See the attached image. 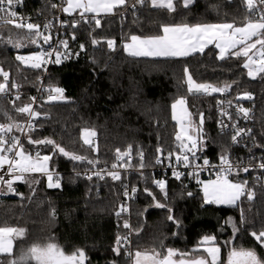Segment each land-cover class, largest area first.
Segmentation results:
<instances>
[{"label": "trees", "instance_id": "16d2710c", "mask_svg": "<svg viewBox=\"0 0 264 264\" xmlns=\"http://www.w3.org/2000/svg\"><path fill=\"white\" fill-rule=\"evenodd\" d=\"M51 4L52 0H27L23 13L26 16L53 14L55 9ZM246 16L249 13L242 0H196L190 9L177 5V12L172 14L146 6L135 14L129 9L123 19L120 14L104 16L101 28L83 23L76 28L67 26V32L75 35L71 45L79 48V56L52 64L46 71L25 67L15 59L17 54L38 49L37 44H42V41L37 44L25 41V46L20 49L0 43V66L10 71L11 80L20 85L21 99L15 102L16 107L27 102L38 88L40 77L48 88L65 89L69 102L42 101L37 105L36 111L47 116L37 122L33 138L54 139L67 150L98 161L93 165L54 155L52 167L61 179L60 188H48L46 178L38 176L37 190L31 200L21 201L12 194L0 197V226L26 229L25 236L14 242L15 255L19 256L34 243L45 244L51 240L69 253L77 248L85 249L89 264H112L114 260L116 264H129L126 254L116 256L112 251L117 237L125 236L128 231L123 227L124 220H128L133 229L139 230V234L134 231L130 235L132 252L159 249L161 243L165 248L190 251L204 235H214L221 248V264H226L232 247L255 248L258 255L264 257V248L249 235L253 226L258 230L264 225V169L253 170L259 178L251 176L253 171L240 172L238 177H233L238 180L248 178L254 187L255 197L252 201L242 198L239 207H229L203 205L199 184L171 178L168 171L162 170L168 159L161 157L163 163H156L158 147L163 149L164 157L169 152L173 157L181 153L170 113L171 103L180 97L187 99L192 120L198 123L199 113L204 114L201 141L204 147L197 152L199 157L215 160L225 152L236 151L241 156H252L249 158L252 162L259 160L264 156V148L250 144L234 149L229 134L217 130L214 110L217 93L189 94L184 69L187 67L188 73L198 83L218 87L231 84L234 97L251 93L253 99L250 101L254 103L252 130L261 144H264V135H261L264 132V79L248 77L242 67L243 57L218 59L214 46H208L204 54L182 58L131 57L123 49L131 35L157 34L160 24L234 22L242 25ZM250 18L256 19V16ZM71 20L72 17H65V21L71 23ZM37 22L43 25L40 19ZM17 34L15 29L11 32L8 28L0 30L5 39L9 35L15 38ZM93 39L100 43L93 44ZM108 39L116 41L115 50L108 48ZM80 45H84L83 50ZM12 99L0 95V123L10 122L5 112L12 120L19 123L23 120L25 115L15 111ZM84 128L96 130V150L83 143L81 131ZM13 134L18 135L19 132L14 130ZM23 141L33 153L51 154V145L30 146L25 137ZM129 145L132 146L133 158L124 160V166L138 169L127 177L123 173L119 180H113L101 174V179L94 174L92 179H88L83 174L95 166L112 168L116 164V150L124 153ZM141 151L144 153L143 161L138 158ZM141 162L145 165L143 169L139 167ZM126 178L129 186L135 187L137 192L131 193L129 217L122 213L118 217L116 213L125 203L122 182ZM155 179L166 180L167 200L153 183ZM15 187L25 197L29 196L27 184L17 183ZM146 187L157 200L173 209L172 214L181 222L180 227L167 219L169 213L166 209L150 207L154 202L144 191ZM188 191L194 195L186 196ZM240 208L244 209L246 223H241ZM52 209H55V217L50 215ZM230 217L239 228L235 237L232 224L225 223ZM29 264L35 262L30 261Z\"/></svg>", "mask_w": 264, "mask_h": 264}, {"label": "snow or ice", "instance_id": "6c2138e0", "mask_svg": "<svg viewBox=\"0 0 264 264\" xmlns=\"http://www.w3.org/2000/svg\"><path fill=\"white\" fill-rule=\"evenodd\" d=\"M196 0H61L64 5L60 10L64 13L72 15L78 12V16H74L71 23L61 21V27L76 28L80 24H94L95 28L102 27V19L104 16L120 14L123 19L128 10L131 9L133 14L143 7L159 10L172 14L177 12V5L183 9H190ZM249 16L245 17V21L241 26H237L234 22L222 23H164L159 25L157 34L141 36L131 35L130 42L123 45L124 51L131 57H164V58H182L189 57L195 54H204L205 49L209 45H214L218 49L217 58L224 60L229 57L237 59L243 57L244 63L242 67L247 69V75L255 80L258 76L264 79V0H242ZM23 6V0H0V30L8 28L9 32L13 29L17 30L15 38L9 35L5 39L0 35V43L11 45L14 49H20L25 46V41L29 44H37L41 41L44 44L50 42L52 37L41 31V27L48 30L52 27L51 22L43 25L31 22L30 17L20 15L17 11ZM53 9L58 7L53 3L50 5ZM255 15L256 19H251L250 16ZM10 26V27H9ZM75 39V35L72 37ZM255 38V39H254ZM63 45L65 53H61L58 48H53L51 51H40L31 55L15 56L16 61L25 67L32 69H41L48 63L60 64L63 59L69 58L67 53V40L59 41ZM93 44L100 43L99 40L93 39ZM108 48L115 50L116 41L108 39L106 41ZM81 50L84 45H80ZM74 53L72 55H78ZM54 57V59H52ZM187 76V91L189 94H211L224 93L231 89V84H225L224 87L213 86L207 83H197L188 73L187 67L184 69ZM20 85L11 80L10 71L5 70L0 66V95L9 96L12 89H16V94L11 100L15 111L19 114L26 115L27 120L21 124L12 120L7 112L4 115L10 121L9 123H0V197L8 194L19 197L21 201L31 200L36 192V185L39 183V177H46L48 188H60L61 179L58 173L55 172L52 165L54 164V155H62L72 161H87L89 164L95 165L98 161L88 159L84 155L77 154L75 151L67 150L64 146L57 143L51 138H33L32 133L37 127L33 123L41 116L39 111L33 108V103L36 98L32 97L33 103L23 104L16 107L15 102L21 99L19 92ZM49 95L47 102L67 103L68 98L65 96V89L61 87H49L47 89ZM237 99L252 100L251 93L245 92L238 94ZM223 103V101L219 102ZM231 104V101L228 102ZM187 99L180 97L171 104L172 119L180 126V131L176 134L175 139L180 142L181 153L175 156L177 164H183L185 168L191 167L192 172L188 175L197 179L201 185L203 192V205H227L229 207H239L242 198L252 201L255 197V192L249 187L247 180H238L230 177H238L240 172L247 173L253 165L245 166L242 161H234L231 158L230 152H225L220 156V163L214 166L207 158H203V163H195L201 159L197 155L204 147L201 143L203 136L202 125L204 123V114L199 113L198 123L192 120V113L188 111ZM249 109L237 105V115L243 116L245 120L250 119ZM222 115H228L232 119L231 114L222 112ZM25 127L27 132H25ZM231 127L233 134L231 135L232 144H239L248 138L251 141L252 147L264 148V144L257 141L255 134L251 128L239 126L236 121L232 125H225L221 122V130ZM14 130L21 133L30 146H48L51 145V154L42 155L39 151L33 153L26 147L21 136L14 135ZM194 132L196 135L190 134ZM264 135V132L261 133ZM83 143L90 149L96 150L94 138L97 136L95 129L84 128L81 131ZM187 141V143L185 142ZM245 147L248 144L245 143ZM251 150V149H250ZM132 146H128V150L121 153L117 149V159L123 160L125 156H131ZM158 154L156 163H163L164 159L171 161L173 153L169 152L164 157L163 149L157 148ZM189 153L191 156H189ZM141 161L144 159V153H139ZM139 167L143 169L144 163L141 162ZM169 167H172L171 163ZM205 167H217L216 178L208 181L198 179V171L204 170ZM259 169H264V156L260 158L258 165ZM112 168H117V164H113ZM103 176L99 172L94 173ZM79 175V173H77ZM108 175L113 180H119V172L112 171ZM172 175L175 179L180 180L184 173L172 169ZM92 179V176H88ZM17 183L27 184L30 190L28 197L24 193L18 192L15 185ZM153 183L163 193L164 199L169 198L167 190V182L164 179H155ZM125 196H129L127 186L125 185ZM149 197L154 202L156 208L166 209L169 215L167 219L173 222L177 227H180L181 222L172 214L173 209L168 204L157 200L156 195L147 187L144 189ZM137 189L133 187L131 193L135 194ZM194 194L191 191L186 192V196L191 197ZM202 205V206H203ZM126 205L121 204L120 210L116 215L119 217L121 213L127 212ZM143 211H148L144 209ZM241 223H246L244 209L240 208ZM50 215L55 217V209L50 211ZM225 223H231L233 228V237L239 231L238 226L230 217ZM123 227L129 229L128 236H118L115 246L112 248L116 256L126 254L132 264H221V248L216 241L214 235H204L198 242L197 246L190 251L180 250L172 247H167L161 243L160 248L145 249L143 251L136 250L134 253L128 248L130 244L129 236L132 232L139 234V230L133 229L128 220H124ZM26 234V229L23 227L0 226V264H29L34 261L35 264H89V257L83 248L74 249L72 252H66L65 249L58 243L51 241L45 244L34 243L26 251H22L19 256L14 254V242ZM177 235V233H173ZM249 235L255 239L260 247L264 248V225L256 230L249 232ZM116 264V261H112ZM227 264H264V257L258 255L255 248L232 247L228 253Z\"/></svg>", "mask_w": 264, "mask_h": 264}, {"label": "built area", "instance_id": "2783aa9c", "mask_svg": "<svg viewBox=\"0 0 264 264\" xmlns=\"http://www.w3.org/2000/svg\"><path fill=\"white\" fill-rule=\"evenodd\" d=\"M52 1H53V3L58 5V7L55 9V12L53 14L44 15V14L38 13L37 16H31V15H27L26 16L23 13V9H24V7L26 5L27 0H23V6L19 7L17 9V11H18V13L20 15H23L25 17H30L31 18V22H33V23H38L37 19L38 20L40 19L41 21H43V24L51 22L52 27L50 29L45 30L43 27H41V31L45 32L46 35H50L52 37V39L47 44L42 43L41 46H40V51H51V50H53V48H58L59 51L63 54V53H65V49L63 48V45L59 44L58 42L67 40V42H68L67 53H69L70 55H69V58H67V59H63L62 58V62L68 61V60H71V59L74 60V59H76L79 56V54L78 55H72V54L79 53V51H80L79 48H75V47H73L71 45V41L74 40L72 38L74 33L67 32V26L61 27V25H60V22L61 21H65V17L67 16L64 12H62L60 10L63 7V5L61 4V0H52ZM74 16H78V13L73 14V15L68 16V17H72V20H73ZM72 20H71V22H72ZM52 59H54V57H52ZM52 64H55V63H48V64L44 65L42 68L46 71L47 68L50 65H52ZM47 89H48V87L43 83V78L40 77L39 78V86H38V88L30 95V97L28 98V100H27V102L25 104L33 103L31 98L35 97L36 100L33 103V108L36 110V107H37V105L40 102L47 101L48 95H49ZM16 91H17L16 89H12L10 95L6 96V97L14 98V96L16 94ZM19 92H20V90H19ZM221 101H223L222 104L219 103ZM229 101H231V104L228 103ZM237 105L243 106L244 108H248L250 110L249 111L250 119L245 120L243 118L242 114L239 115V116L237 115V113H236ZM214 110H215V115H216V128H217V130L220 133L229 134L230 143H231V146L234 147V149L244 148L245 147V143H247L248 145L251 144V141L248 138H245V140L243 142L239 143V144H232L231 135L233 134V129L231 127H227V128H224L223 131H222L221 130V122H223V124H225V125H229L230 126L234 122L238 121L240 127L251 128L252 129V126H253V114H254V103L252 101L243 100V99H237V97H234L232 95L231 90H228V91H226L224 93H217L216 100L214 102ZM222 112H227V113L231 114L232 119L230 120L228 115H222L221 114ZM46 116H47L46 114H41L40 118L38 120H34L33 123L37 125V122L39 120H43L44 118H46ZM27 119L28 118L25 115L23 120L20 123L24 124ZM25 132H27V128L26 127H25ZM18 136H21V139L23 141L24 136L21 135V133H19ZM230 153H231V158L234 161H242L245 166L253 165V167H250L249 172H251V171H253L255 169H258V167H255V165L259 164L260 159L255 161V162H252V161L249 160V158H251L252 156H249V157L248 156H241L236 151H230ZM175 156L171 159V161L167 162L162 167V170L168 171L170 177L175 179V177H173V175H172V169L175 168L177 171L184 173V175H182L180 179H184V180L189 181V182L194 183V184H199L197 182L196 178H194L193 176L188 175V173L192 172L193 169L191 167L185 168L183 166V164H177V162L175 160ZM132 158H133L132 155L130 157L129 156H125L123 158V160H118L116 158L117 168H115V169L107 168L105 166H99V167L95 166L93 168H90V169H87V170L83 171V174L87 175V176H93L94 173L99 172L100 174L108 175L109 172L116 171V172H119L120 177H121V175L123 173L127 177L128 174L131 171L138 169V168H136L134 166H124V160L127 159L128 161H131ZM138 158L140 159V155H138ZM203 158H205V157H201V159L195 161V163L202 164L203 163ZM219 158L215 159V160H210L208 158L207 159L210 161V163L212 165L218 166L219 163H220V159ZM170 163H171L172 167H169ZM217 171H218L217 167H205L204 170L198 171V179L201 180V181L205 180V179H215ZM108 176H110V175H108ZM251 176L259 178V174H257V172H255V171H253L251 173ZM230 178H233V177H230ZM243 180H247L249 187L252 188V190L254 191V187L249 184V179L245 178ZM125 185L127 186V190L129 192V196H125L124 195L125 196L124 205H126L128 211L127 212H123L122 215L129 217L128 215H129V211H130V199H131V189L132 188L129 186L127 178H126V180H124L122 182L123 194H124V192L126 190L125 189ZM128 235H129V229L126 232L125 236H128ZM129 240H130V244L128 245V248H130V250H131V238H130V236H129Z\"/></svg>", "mask_w": 264, "mask_h": 264}, {"label": "rangeland", "instance_id": "374dc122", "mask_svg": "<svg viewBox=\"0 0 264 264\" xmlns=\"http://www.w3.org/2000/svg\"><path fill=\"white\" fill-rule=\"evenodd\" d=\"M237 26H241V25H237ZM255 39V38H254ZM37 46L39 47L38 49H36L35 51H31V52H29V53H23V54H19V55H25V56H27V55H31L32 53H35V52H40V46H41V44H37ZM218 49H217V51H216V54L218 55ZM246 71H247V69H246ZM194 80V79H193ZM185 82H186V85H187V76H186V74H185ZM198 83V82H197ZM174 102V101H173ZM172 102V103H173ZM171 103V104H172ZM187 106V105H186ZM170 113H171V106H170ZM171 118H172V113H171ZM173 120V119H172ZM174 121V120H173ZM194 122H197L195 119L193 120ZM175 122V127H176V132L178 133L179 131H180V126L178 125V123L176 122V121H174ZM190 134H192V135H196L194 132H191ZM83 139V138H82ZM46 178V177H45ZM46 184H47V180H46ZM136 250H134V252H135ZM133 252V253H134ZM129 264H132V261L130 260V262H129Z\"/></svg>", "mask_w": 264, "mask_h": 264}, {"label": "crops", "instance_id": "0c3cea01", "mask_svg": "<svg viewBox=\"0 0 264 264\" xmlns=\"http://www.w3.org/2000/svg\"><path fill=\"white\" fill-rule=\"evenodd\" d=\"M64 6V5H63ZM78 13V12H77ZM67 16H71V15H69V14H67V13H65ZM73 14H76V13H73ZM72 14V15H73ZM130 42V38L125 42V43H129ZM124 43V44H125ZM209 46H214V45H209ZM216 51H217V49H216ZM208 180H210V179H205V180H202V181H208ZM199 189H200V192H201V195H202V198H203V192H202V188H201V185L199 184ZM213 205H215V206H227V205H216V204H213Z\"/></svg>", "mask_w": 264, "mask_h": 264}, {"label": "water", "instance_id": "95a60500", "mask_svg": "<svg viewBox=\"0 0 264 264\" xmlns=\"http://www.w3.org/2000/svg\"><path fill=\"white\" fill-rule=\"evenodd\" d=\"M175 137H176V135H175ZM175 140H176V139H175ZM176 142L180 145V142H179V141L176 140ZM185 142H186V141H185ZM186 143H187V142H186Z\"/></svg>", "mask_w": 264, "mask_h": 264}, {"label": "flooded vegetation", "instance_id": "af4514ba", "mask_svg": "<svg viewBox=\"0 0 264 264\" xmlns=\"http://www.w3.org/2000/svg\"><path fill=\"white\" fill-rule=\"evenodd\" d=\"M226 264H227V262H226Z\"/></svg>", "mask_w": 264, "mask_h": 264}]
</instances>
